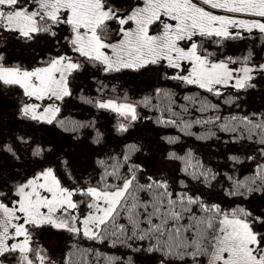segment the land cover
Instances as JSON below:
<instances>
[{"label": "snow or ice", "instance_id": "6c2138e0", "mask_svg": "<svg viewBox=\"0 0 264 264\" xmlns=\"http://www.w3.org/2000/svg\"><path fill=\"white\" fill-rule=\"evenodd\" d=\"M13 92L0 264H264V0H0V93ZM73 97L111 120L69 123ZM142 123L151 137L132 134ZM43 125L87 141L83 169Z\"/></svg>", "mask_w": 264, "mask_h": 264}, {"label": "trees", "instance_id": "16d2710c", "mask_svg": "<svg viewBox=\"0 0 264 264\" xmlns=\"http://www.w3.org/2000/svg\"><path fill=\"white\" fill-rule=\"evenodd\" d=\"M9 51H11V49H9ZM16 52L18 53L19 50L17 49ZM120 84L121 86L132 87L131 81H128L127 85H125L123 81H121ZM170 86L176 87L177 90L180 92L197 91V89L194 86H187L186 88H179L175 82H172ZM14 97H15L14 92L7 94V95L0 93V122L3 121L5 116H7L9 119V123L10 124L14 123V118L11 117V113L14 111V104H15ZM261 102H262V97H261L260 92H255L249 98V103L253 107H258L261 104ZM90 113L92 115L97 116L99 124L103 125V124H106L109 120H111V116L109 114L105 113L103 115H100L96 113L94 109H89L86 106L81 105L79 101H77L74 97L71 99L70 102L66 103L62 108V115L68 120L69 123L73 119L80 120V119L89 118ZM15 126L20 128L21 130L24 129L23 124H15ZM153 127L155 126L151 124L142 123V124H137L136 127L131 131H132V134L137 137H151L152 136L151 129ZM172 131H175V130L173 129ZM36 134L39 136H42L46 141L47 140L53 141L55 145H58L60 152H62L61 151L62 148L60 144H66V145L68 143L78 144V145L82 144L83 147L87 150V153H85V156H87V159H85V163L87 162L88 157L92 152V148L88 146L87 141H84L83 143H81L77 140H74L71 132H64L61 129L57 128L55 125H43L41 128H39ZM186 139H187L188 144L197 148V151H203V149L197 147L201 142L196 141L195 138H186ZM115 143H116V139L114 137H109L110 146L115 145ZM57 155H59V153H57ZM72 159L74 160L73 157ZM251 170L252 168H251L250 162L245 161L243 164L241 174H244L245 172L251 171ZM61 174L63 175L62 170H61ZM65 179L67 178L65 177ZM81 244L84 245V247H97L102 252L103 251L116 252L117 254H119L120 252L124 251L119 246H112V245H108L107 243L87 241L86 239H82ZM61 247H62L61 251L56 253L57 255H60L61 252L64 250V247H65L64 242L62 243ZM77 257H79V254H77ZM88 257H91V264H95V261H96L95 253H89L83 259L87 261ZM77 264H80V260L78 258H77Z\"/></svg>", "mask_w": 264, "mask_h": 264}, {"label": "rangeland", "instance_id": "374dc122", "mask_svg": "<svg viewBox=\"0 0 264 264\" xmlns=\"http://www.w3.org/2000/svg\"><path fill=\"white\" fill-rule=\"evenodd\" d=\"M61 145V151L65 153H72V157L74 158L77 166H79L81 169H83L85 165V159H87V156H85V153H87V150L83 147L82 144H60ZM45 239L48 241L49 246L53 248L55 253H58L61 251V246L63 241H57V237L55 236H49L46 235Z\"/></svg>", "mask_w": 264, "mask_h": 264}]
</instances>
